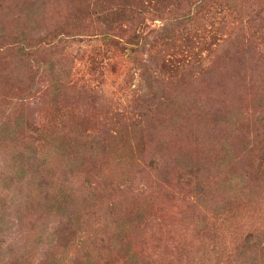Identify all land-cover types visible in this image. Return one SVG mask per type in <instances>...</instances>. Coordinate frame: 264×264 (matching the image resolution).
Returning <instances> with one entry per match:
<instances>
[{"label": "rangeland", "instance_id": "obj_1", "mask_svg": "<svg viewBox=\"0 0 264 264\" xmlns=\"http://www.w3.org/2000/svg\"><path fill=\"white\" fill-rule=\"evenodd\" d=\"M20 119L0 257L42 264L65 222L39 212L40 172L14 173L32 142L93 202L65 264H264V0H0V128Z\"/></svg>", "mask_w": 264, "mask_h": 264}, {"label": "trees", "instance_id": "obj_2", "mask_svg": "<svg viewBox=\"0 0 264 264\" xmlns=\"http://www.w3.org/2000/svg\"><path fill=\"white\" fill-rule=\"evenodd\" d=\"M21 126L23 127L24 125L20 119L17 121V123L12 125L11 128L6 126H4L3 129L0 128V134L5 133L10 135L13 129H18ZM38 140L40 139L38 138ZM56 145H53L51 149L43 148V152L40 150V147L38 148L37 145L35 148L32 146V142L29 143L28 147L26 148V158L24 157L22 161L19 160L17 169L14 171V173L17 171V177L19 175V178H23L24 174H26L25 164H27L34 174L40 172L42 180L37 184L38 190L42 191L43 193L46 191L48 197L43 198L38 204L39 212L41 214H43V212L46 213L45 215L50 216L52 219L65 218V222L58 225L56 230H54L55 237L52 235L53 240H51V238L48 240L49 256L45 261H42V264H65L68 257H66V254L63 255L61 253L62 251L60 250L64 249V252H69L73 241L76 239L78 240V243L81 244L83 241H90L91 238H94L92 237L93 234H88L83 229V224L85 221L82 219L83 215H81V211H79V205H81L84 200H86L87 204L93 202L88 199L89 197L87 194H85V197H83L80 193L77 195L74 193L75 191L73 185L70 184V182L67 180V177L71 171L76 170V163L73 160L72 162L70 161V163L67 162L66 165H62V162H64L63 158L66 155L64 152H62L63 147L60 144L57 146ZM70 145H74V148L80 149L75 144L72 145V143H70ZM33 147L35 149H33ZM18 156L22 157L24 155L22 153H18ZM47 163L49 164L47 165ZM69 167L72 168L69 170ZM30 184H32V182ZM37 192V187L35 185L34 189L30 191L28 198L30 199L31 196L34 195V197H36ZM43 193H40L41 195H39V197H41ZM217 209L220 213L225 211L224 206H218ZM130 221L131 220L122 221L121 223L114 225V240L116 242L115 246H120V243L124 239L123 237H125L127 234V228L130 227ZM4 227H8L7 221L5 218L0 217V232ZM38 240L41 244H43V235L39 236ZM110 245H113V243ZM120 248H123L122 243ZM33 249L34 248H31V246L29 249H27V252L30 254V256L35 254ZM91 254L93 255V253H85V256L87 257L86 261L75 260L72 262V264H97L98 261L92 259ZM2 255L3 257H0V264H29V259L26 260L25 257H14L12 259L8 258L3 253ZM129 259V263H131L132 260H134V257L131 258L129 255Z\"/></svg>", "mask_w": 264, "mask_h": 264}]
</instances>
